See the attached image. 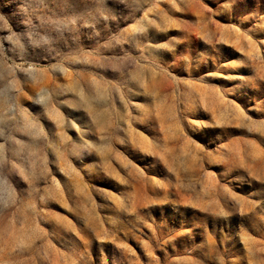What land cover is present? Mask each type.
Returning <instances> with one entry per match:
<instances>
[{
	"label": "rangeland",
	"instance_id": "rangeland-1",
	"mask_svg": "<svg viewBox=\"0 0 264 264\" xmlns=\"http://www.w3.org/2000/svg\"><path fill=\"white\" fill-rule=\"evenodd\" d=\"M0 264H264V0H0Z\"/></svg>",
	"mask_w": 264,
	"mask_h": 264
}]
</instances>
